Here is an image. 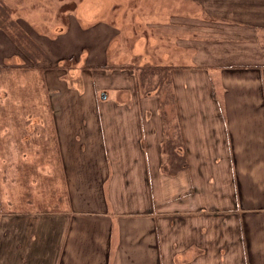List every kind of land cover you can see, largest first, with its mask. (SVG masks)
I'll use <instances>...</instances> for the list:
<instances>
[{
  "label": "crops",
  "instance_id": "1",
  "mask_svg": "<svg viewBox=\"0 0 264 264\" xmlns=\"http://www.w3.org/2000/svg\"><path fill=\"white\" fill-rule=\"evenodd\" d=\"M81 1L53 35L12 16L31 27L53 63L44 78L65 163L70 209L65 222L61 211L45 219L55 249L40 254V264H264V0H183L207 20L195 19L201 31L192 33L207 38L191 40L186 26L174 43L194 54L180 62L167 53L162 62L112 53L122 29L111 9L108 19L83 21ZM15 42L0 31V52L12 49L2 57L16 55ZM60 60L80 64V88L54 67ZM141 66L166 68L167 90L139 86ZM164 92L175 116L161 130L167 107L142 101ZM236 93L260 100L219 104Z\"/></svg>",
  "mask_w": 264,
  "mask_h": 264
},
{
  "label": "rangeland",
  "instance_id": "2",
  "mask_svg": "<svg viewBox=\"0 0 264 264\" xmlns=\"http://www.w3.org/2000/svg\"><path fill=\"white\" fill-rule=\"evenodd\" d=\"M0 1L4 5L7 4L5 6L9 11L12 10L11 17L22 16V19L33 23L39 32L46 35L59 31V27L66 21L68 11L78 2ZM79 10L81 19L87 22L108 19L110 11L113 22L122 29V35L112 44V53L122 54L123 59L133 55L135 62L146 59L145 62H154L156 58L162 62L165 61L166 56L163 54L166 53L170 60L176 62L193 56V47L183 51L174 43V38L185 36V27L188 25L191 26V40L207 38L205 35L192 33V30L201 31L195 27L194 22L195 19L204 17L200 14L197 4L188 1L82 0ZM203 21L207 20L204 18ZM26 28L29 31L28 39L33 41L32 29L28 25ZM262 34L264 37V32ZM145 40L148 42L147 46H143ZM17 43L19 47L17 46L16 55L2 57L12 51L9 45V51L0 52V264H19L20 261L40 264L38 256L48 253L49 249H55L51 236L53 229H46L45 219L49 214L61 211L55 215L62 216L63 218L57 220L65 222L70 208L66 210L68 203L62 168L65 163L60 160L61 146L54 135L53 114L48 98L50 91L44 78V70L53 63L45 50L41 47L40 51L36 50L26 38ZM74 62L75 60H60L54 67L60 66L61 76L69 78L67 83L73 79L71 85L80 88L77 82L80 64ZM251 81L258 80L256 77L254 80L245 78L241 84ZM234 82L236 81H232ZM238 89L244 90L242 86ZM165 95L163 94L158 102L154 99L152 102L142 101L143 104L159 103V106L167 107L166 112L159 114L161 130L168 121L172 122L175 116V102L169 96L164 97ZM225 97H217L219 104L230 106L239 102L257 103L260 100V97H246L239 93ZM191 103L194 105L198 102L192 98ZM227 114L233 115L231 112ZM198 164L199 161L191 160V166ZM203 181L195 188L202 185ZM53 216H50L52 226L55 222ZM40 220L43 221L38 229L35 223ZM42 263L49 264L50 258L44 259Z\"/></svg>",
  "mask_w": 264,
  "mask_h": 264
},
{
  "label": "trees",
  "instance_id": "3",
  "mask_svg": "<svg viewBox=\"0 0 264 264\" xmlns=\"http://www.w3.org/2000/svg\"><path fill=\"white\" fill-rule=\"evenodd\" d=\"M6 5V4H5ZM2 1H0V31H4L9 36L11 35L13 38H15L17 41H21L22 38H26L29 44H32L36 50L40 51V47L37 46L36 43H34L32 40L28 39L29 31L28 28H26V25H28L25 21L21 19H14L11 17V11L5 6ZM26 24V25H25ZM29 26V25H28ZM30 27V26H29ZM31 28V27H30ZM48 59V57L46 58ZM167 69L162 66H141L137 68V79H138V85L143 86L146 90L149 89V87L154 86L158 89V87H161V84L164 83L161 78L162 76L166 77L164 79H167ZM154 76L156 77V80L159 79L158 82H153L152 85L148 84L154 79ZM168 83H164L162 85V88H165L167 90ZM137 87V84H136ZM169 96V95H167ZM170 97V96H169Z\"/></svg>",
  "mask_w": 264,
  "mask_h": 264
},
{
  "label": "bare ground",
  "instance_id": "4",
  "mask_svg": "<svg viewBox=\"0 0 264 264\" xmlns=\"http://www.w3.org/2000/svg\"><path fill=\"white\" fill-rule=\"evenodd\" d=\"M54 33H49V35H53Z\"/></svg>",
  "mask_w": 264,
  "mask_h": 264
}]
</instances>
